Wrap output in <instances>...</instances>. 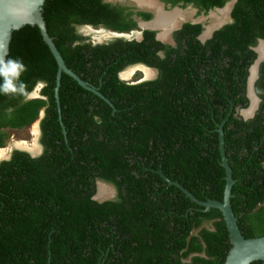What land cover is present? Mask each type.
I'll list each match as a JSON object with an SVG mask.
<instances>
[{"label":"trees","instance_id":"trees-1","mask_svg":"<svg viewBox=\"0 0 264 264\" xmlns=\"http://www.w3.org/2000/svg\"><path fill=\"white\" fill-rule=\"evenodd\" d=\"M169 1L207 12L230 0ZM230 17L204 43L201 26L185 24L174 46L153 31L92 45L79 26L123 33L136 25L102 0H52L48 35L66 67L101 94L62 73L59 105L57 64L38 28L12 32L6 60L25 65V89L0 92V148L5 130L39 120L42 152L13 150L0 161V264H224L231 245L221 213L204 212L163 178L200 201H222L219 126L238 228L245 239L264 236V62L257 111L247 120L238 113L249 105L253 48L264 40V0H236ZM136 64L158 75L119 79ZM40 83V98L27 100ZM99 181L114 187V198L94 199Z\"/></svg>","mask_w":264,"mask_h":264},{"label":"water","instance_id":"water-1","mask_svg":"<svg viewBox=\"0 0 264 264\" xmlns=\"http://www.w3.org/2000/svg\"><path fill=\"white\" fill-rule=\"evenodd\" d=\"M233 2L228 4L225 11H228L231 8ZM51 6H52V0H0V61L6 60V56L9 53V43L13 31L19 30L25 25L36 26L40 32L42 41L48 47L50 53L52 54L57 64V73L55 80L56 86L54 89L56 103L59 105L58 88L60 85V77L62 73L71 77L74 81L77 82L79 86L96 93L98 96H101V94H99L94 88L89 87L87 83L83 82L77 75H75L70 69L66 67L65 62L61 57L59 51L57 50L56 46L54 45L52 38L48 35L46 31L45 21L43 18L51 16ZM208 35H210L209 31L201 35L200 39L204 40ZM116 37L123 39L129 38L120 35L119 36L117 35ZM260 42H264V41L260 40ZM96 43H102V41L99 42L96 40ZM254 51L257 53V59L253 64V67H255L254 79H256L258 67L260 63L264 61V57L263 58L259 57V52L257 51V48H254ZM41 86L42 84H39L37 88L34 89L27 96V100L33 98H39L38 91L41 88ZM249 92H250L249 97L253 100L255 99L254 100L255 105L251 107L250 104V107L246 111L244 110L241 112L244 119H247L250 116H252L254 109L259 103V99L253 94L252 84L249 85ZM218 134H219V151L221 157V166L225 171V177H224L225 188L223 192L222 201H216V200L200 201L196 199L189 191L184 189L178 183L171 182L165 177L163 178L169 184L179 188L194 203L203 207L204 212H208L210 209H217L221 213L223 222L228 232L229 243L231 245V248L224 261V264H250L255 261H264V236L245 239L238 228L237 218L234 216L232 212L230 205V199L232 198L231 188L235 183V181L232 179V171L228 165L227 158L224 154L222 126H219ZM31 156L35 157L36 155H31ZM98 185L102 186L105 184L99 182ZM111 191H113L111 193L112 194L111 198H112L115 195V190L112 188ZM94 199L98 201H103L100 200L102 199V196H100L99 194L95 195Z\"/></svg>","mask_w":264,"mask_h":264},{"label":"flooded vegetation","instance_id":"flooded-vegetation-1","mask_svg":"<svg viewBox=\"0 0 264 264\" xmlns=\"http://www.w3.org/2000/svg\"><path fill=\"white\" fill-rule=\"evenodd\" d=\"M231 1L236 0H230L220 8H213L207 12H204L200 11L197 7L191 4L184 5L182 1L172 3L169 0H102L104 4H108L111 7L114 6L117 11L120 12L121 17L131 19L135 23V28L138 29H133V34H136H132L128 41H130V39L135 41L142 40L144 31H153L155 32V40L165 45L171 46L175 45L173 35L176 32L180 31L185 24L201 26L202 31L198 36V40H200L201 43H204L207 39H210L213 33L218 30L217 28L216 30L213 29L210 32V35H208L204 40L200 39L201 35H203L205 32L207 33V30H209L210 26L213 27V25H207L208 21L210 20V18H212L216 22L223 23L222 27L230 23V13L234 4L228 11L225 10ZM188 9L193 11V16L191 15L193 19L198 16H203L204 22H201L202 19L198 21H196L195 19L192 20L188 17V15H185L184 11ZM145 15H148L149 17L145 19ZM87 27L89 26H79L77 28V32L81 36L88 38L87 41L91 42L92 45H97L98 43L95 42L96 40L92 39V37L87 34ZM258 51L260 53V57L263 58L264 44H261V46L258 48ZM136 66L138 67V69H140L139 73H144L142 71L143 69H145L151 72V75H153V77H156L158 75L157 70L154 68L148 67L143 64H136ZM39 146L41 147L40 144ZM13 149L15 150L16 148Z\"/></svg>","mask_w":264,"mask_h":264},{"label":"clouds","instance_id":"clouds-1","mask_svg":"<svg viewBox=\"0 0 264 264\" xmlns=\"http://www.w3.org/2000/svg\"><path fill=\"white\" fill-rule=\"evenodd\" d=\"M233 2V1H231ZM230 2V3H231ZM235 3V1L232 3V5ZM231 5V6H232ZM223 23L221 24H218V25H213L209 27V30H207V32H211L213 29L216 30L217 29H220L222 27ZM88 28V35L90 36V34H92V39L94 40H97V41H102V43H98V44H103V43H107V42H110L112 40H115V39H122V40H125V41H128V39L130 38V36L134 33L132 32L133 29L131 31H128V32H123V33H120V32H116V31H113V30H110V29H107L105 27H92V26H89L87 27ZM135 29H138V28H135ZM99 32H101L102 34H100ZM206 33V32H205ZM136 34V33H135ZM133 34V35H135ZM100 35V36H99ZM106 35H108L109 37H112L113 39L112 40H106L105 38L103 37H107ZM125 36V37H129L128 39H123V38H118L116 36ZM99 36V37H98ZM98 37V38H97ZM108 38V37H107ZM104 40V41H103ZM130 41H132L130 39ZM140 41V40H139ZM264 41V40H263ZM96 42V41H95ZM260 44V40H258L257 42V45L254 47V48H257L258 45ZM253 48V50H254ZM256 53V52H255ZM257 54V53H256ZM257 59V58H256ZM255 59V60H256ZM255 62V61H254ZM264 62V61H263ZM262 63V62H261ZM260 63V64H261ZM254 64V63H253ZM253 64L249 67V70H248V78H247V83H246V95H247V98L249 100V105L246 109H241L238 111L239 115L244 119L243 115L241 114L242 111H246L249 107H250V104H251V98L249 97V78H250V69L253 67ZM260 66V65H259ZM134 68L138 69V67L136 65H132V66H129L127 67L125 70L121 71L119 73V79L122 80V81H125V78L122 76V74L125 72V71H128V70H134ZM259 69V67H258ZM26 71V67L25 65L23 64V62L21 60H19L18 58L17 59H8L6 61H0V77L3 78V83L0 84V92H3L4 94H9V93H16V92H23L24 89H25V85L23 84V82L20 81V76L21 74ZM134 72V71H133ZM258 77V70H257V76H256V79ZM155 77H153L152 79H154ZM256 79H254L253 83H252V86H253V94L257 97V95L255 94V91H254V83L256 81ZM142 80V81H141ZM147 80H151V79H138L137 82H128V83H141V82H144V81H147ZM127 82V81H126ZM41 84V83H40ZM39 85V84H38ZM37 85V86H38ZM37 86L34 88L36 89ZM43 86V85H42ZM41 86V88H42ZM40 88V89H41ZM33 89V90H34ZM40 89L38 91V94L40 92ZM29 95V94H28ZM252 95V94H251ZM39 98H40V95H39ZM258 98V97H257ZM33 99H36V98H33ZM259 99V98H258ZM259 103H260V100H259ZM258 103V105H259ZM258 105L256 106V108L254 109L253 111V114L252 116H250L249 118L247 119H250L253 117V115L255 114V112L257 111V108H258ZM43 116V111L40 112V117L39 119ZM247 119H244V120H247ZM37 121V126H38V133L40 134V130H39V120H36ZM6 131V130H5ZM3 150V148H0ZM42 152V147H40V153L41 154ZM38 156V155H36ZM35 156V157H36ZM3 160L0 158V161ZM100 183L102 181H99ZM97 182V192L95 195L98 194V183ZM104 183L105 185H108L110 186L111 188L114 189V187H112L111 185L105 183V182H102ZM103 186V185H102ZM115 190V189H114ZM115 195H116V191H115ZM114 195V196H115ZM95 197V196H94ZM114 198V197H112ZM111 199V198H110Z\"/></svg>","mask_w":264,"mask_h":264},{"label":"rangeland","instance_id":"rangeland-1","mask_svg":"<svg viewBox=\"0 0 264 264\" xmlns=\"http://www.w3.org/2000/svg\"><path fill=\"white\" fill-rule=\"evenodd\" d=\"M184 13H185V15H188V17L192 20L195 19L196 21H198V20L202 19L201 22H204L203 16H198V17L193 19L192 18L193 11H191L189 9L184 11ZM217 23L221 24V22H216L214 19L210 18L207 25L208 26L209 25H218ZM90 36H92V34H90ZM106 36L108 38L103 37L106 40H112L113 39L112 37H109L108 35H106ZM139 72H140V69L134 68L133 74L126 77L125 81L137 82V80L141 79V78H143V79H152L153 78V75H151V72H149L148 75H146L145 69H143V71H142L144 73H139ZM252 82H253V80L251 79L250 85L252 84ZM254 100L251 99V103H252L251 107H253L255 105ZM248 111H250V110H248ZM6 134L8 136V141H7V144L3 147L4 152H3L1 159H3V160L8 159L10 157V154L14 150L13 148H16L15 150L26 151L30 155H38L40 153V146H39V142H38L39 133H38L37 121L33 122L32 124H30L29 126H27L25 128L19 129V130H6ZM100 187H102V186L98 185V191H99ZM102 189H104L103 194H105V195H103V194L101 195L98 192V194L100 196H102V199H100V200L110 199L111 195H112L111 193L113 192V191H111L112 188L108 185H103ZM202 226L205 228H211V222H204Z\"/></svg>","mask_w":264,"mask_h":264},{"label":"bare ground","instance_id":"bare-ground-1","mask_svg":"<svg viewBox=\"0 0 264 264\" xmlns=\"http://www.w3.org/2000/svg\"><path fill=\"white\" fill-rule=\"evenodd\" d=\"M102 34V33H101ZM261 44H264V42H260V45L257 47V51H258V48L261 46ZM259 52V51H258ZM259 57H260V53H259ZM260 58H262V57H260ZM133 71L134 70H128V71H125L123 74H122V76L124 77V78H126V77H128L129 75H131V74H133ZM146 71V75H148V73H149V71L148 70H145ZM254 73V74H253ZM254 76H255V67H252L251 68V72H250V78H249V85H250V80L252 79V80H254ZM129 79V78H128ZM252 104V103H251ZM3 150L2 149H0V158L2 157V155H3ZM103 188V186L102 187H100V189H99V194H103V192H104V189H102ZM103 195H105V194H103Z\"/></svg>","mask_w":264,"mask_h":264}]
</instances>
